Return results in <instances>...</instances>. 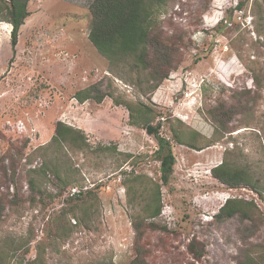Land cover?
Returning a JSON list of instances; mask_svg holds the SVG:
<instances>
[{
	"label": "rangeland",
	"instance_id": "1",
	"mask_svg": "<svg viewBox=\"0 0 264 264\" xmlns=\"http://www.w3.org/2000/svg\"><path fill=\"white\" fill-rule=\"evenodd\" d=\"M91 2L28 0L13 49L12 27L0 21L7 264H264V0H166L152 35L171 49L173 69L146 96L143 78L131 77L127 64L110 65L90 43ZM95 84L163 116L160 134L175 162L156 218L145 207L160 184L157 141L130 126L111 97L78 101ZM57 122L82 131L89 145L52 146ZM43 159L61 171L63 191L51 175L32 172ZM224 161L251 171L260 194L214 179L211 169ZM234 198L255 203L252 220L217 222Z\"/></svg>",
	"mask_w": 264,
	"mask_h": 264
},
{
	"label": "trees",
	"instance_id": "2",
	"mask_svg": "<svg viewBox=\"0 0 264 264\" xmlns=\"http://www.w3.org/2000/svg\"><path fill=\"white\" fill-rule=\"evenodd\" d=\"M165 2L166 0H92L88 8L91 20L88 34L90 43L110 65L127 64L131 77L136 78L140 83H143V78L145 83L144 96L153 93L168 78L170 71L173 69L171 49L152 35L155 30L156 17L160 14ZM27 3L28 0H0V21L12 27L10 33L12 49L17 44L19 28L29 15ZM106 96L111 97L115 105H123L127 109L128 124L130 126L145 130L147 134L153 135L157 141L158 147L154 152V158L160 162V184L156 185L152 204L145 207L148 217L156 218L161 211L159 204L160 187L167 184L175 162L170 140L160 134L162 125L160 118L163 116L156 113L153 107L143 102L133 104L126 100H119L110 91L102 93L98 88V84L75 94L80 102L91 98L100 102ZM155 120L157 121L154 124ZM54 131L51 138L52 146L58 145L59 147L65 144L68 147L82 148L89 145L82 131L73 129L61 122L56 123ZM172 132L175 141L184 144L180 135L174 129H172ZM103 148L114 149L115 147L98 146V149ZM41 149L46 151L45 147ZM41 153L45 158V153ZM32 172L42 177L47 176V174L51 175L55 180L54 185L57 192L63 191V188L67 186V182L62 178L61 171L53 160L43 159L41 166L34 169V171L32 170ZM211 176L228 188L250 187L251 190L260 194L257 189L259 180L255 179L253 173L247 168L239 167L234 163L224 161L213 167ZM28 182L31 191L42 198L45 191L38 187V182L33 176H30ZM253 209H255L253 201L236 198L228 199L219 208L214 218L219 223L235 216L241 220H252ZM4 210L5 207L0 202V219ZM192 251L195 258L198 259L202 256L201 252H197L195 249ZM8 258V251L3 252L0 250V264H7ZM137 262L138 260L135 259L131 264H137Z\"/></svg>",
	"mask_w": 264,
	"mask_h": 264
}]
</instances>
